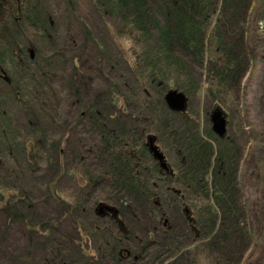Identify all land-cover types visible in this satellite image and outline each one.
Returning a JSON list of instances; mask_svg holds the SVG:
<instances>
[{
	"label": "rangeland",
	"instance_id": "1",
	"mask_svg": "<svg viewBox=\"0 0 264 264\" xmlns=\"http://www.w3.org/2000/svg\"><path fill=\"white\" fill-rule=\"evenodd\" d=\"M2 9L0 264H264V0Z\"/></svg>",
	"mask_w": 264,
	"mask_h": 264
},
{
	"label": "water",
	"instance_id": "2",
	"mask_svg": "<svg viewBox=\"0 0 264 264\" xmlns=\"http://www.w3.org/2000/svg\"><path fill=\"white\" fill-rule=\"evenodd\" d=\"M163 100L165 102L166 107L173 112H183L186 107V98L185 96L176 90H169L163 96ZM209 121L211 123V130L212 132L218 136L223 137L225 134V115L224 113L218 108L214 107L208 114ZM147 147L148 151L151 153L152 158L157 161L159 169L168 172V168L165 164L164 158L162 154L158 151L156 146H154V139L153 137H147ZM97 214L102 216L106 213L115 214V211L103 204H99L96 208Z\"/></svg>",
	"mask_w": 264,
	"mask_h": 264
},
{
	"label": "trees",
	"instance_id": "3",
	"mask_svg": "<svg viewBox=\"0 0 264 264\" xmlns=\"http://www.w3.org/2000/svg\"><path fill=\"white\" fill-rule=\"evenodd\" d=\"M13 1V0H11ZM8 4V0H0V21L3 16V5ZM1 75V74H0ZM114 218V216H112Z\"/></svg>",
	"mask_w": 264,
	"mask_h": 264
},
{
	"label": "flooded vegetation",
	"instance_id": "4",
	"mask_svg": "<svg viewBox=\"0 0 264 264\" xmlns=\"http://www.w3.org/2000/svg\"><path fill=\"white\" fill-rule=\"evenodd\" d=\"M113 216H115V214H113Z\"/></svg>",
	"mask_w": 264,
	"mask_h": 264
}]
</instances>
